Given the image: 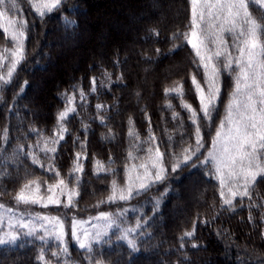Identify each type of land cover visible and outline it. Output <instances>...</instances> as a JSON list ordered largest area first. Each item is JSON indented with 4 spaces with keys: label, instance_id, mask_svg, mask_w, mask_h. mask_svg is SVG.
Masks as SVG:
<instances>
[{
    "label": "trees",
    "instance_id": "1",
    "mask_svg": "<svg viewBox=\"0 0 264 264\" xmlns=\"http://www.w3.org/2000/svg\"><path fill=\"white\" fill-rule=\"evenodd\" d=\"M34 2L0 3L5 14L0 18V75L6 76L13 59L4 50L16 46L10 31H3L5 24L15 28L9 21L23 22L24 31L23 59L7 84L0 81V236L18 235L16 242L0 245V264H264V176L249 196L232 197L229 189L243 191L244 183L233 186L225 180L221 188L218 165L206 160L222 121L225 127L240 67L245 68L241 30L228 31L225 13H218L219 20L205 14L201 22L197 9L198 47L205 62L211 57L207 72L215 66L220 87L207 118L192 83L195 76L207 93L206 69L185 38L192 31L191 0H61L43 16ZM246 3L254 18H264L256 0ZM257 41V58L264 64L260 32ZM229 59L231 67H225ZM178 86L182 94L172 91ZM183 104L196 110V123ZM69 107L74 111L61 121L60 113ZM197 127L202 147L173 171L185 148L195 151ZM156 149L163 154L164 179L134 191L130 199L109 201L113 181L126 188L131 178L135 190L140 183L136 177L145 171L140 165L156 171ZM59 180L66 187L50 192ZM30 181L36 183L26 195L43 201L53 195L61 202L50 212L63 210L82 219L76 229L81 239L101 214L112 223L103 230L108 235L89 251L64 229L60 244L55 238L60 228L44 217L14 216L17 212L9 206ZM71 191L78 195L69 205ZM224 198H231L232 205ZM128 228L135 229L128 237L136 240L138 251L118 239ZM29 230L34 235H26ZM189 231L194 234L185 236ZM63 247L66 254L52 255Z\"/></svg>",
    "mask_w": 264,
    "mask_h": 264
},
{
    "label": "snow or ice",
    "instance_id": "2",
    "mask_svg": "<svg viewBox=\"0 0 264 264\" xmlns=\"http://www.w3.org/2000/svg\"><path fill=\"white\" fill-rule=\"evenodd\" d=\"M193 8H192V31L189 34H186L185 38L188 39V43L192 45L194 49H196V55L200 57V60L206 69V80L205 83L208 85L207 93H205V89L201 86V84L197 81L196 77L192 78V83L195 85L199 101H200V112L203 113L204 117L210 118L212 108L215 104L216 98L219 95L220 87L217 83L218 81V70L215 66L212 67L211 73L207 72L209 67V63L211 61V57L208 58V62H205V57L201 55V52L198 47L197 38L198 34L196 29L199 28L201 25L197 22V9L199 8V20L202 22L204 20L205 14L209 18L219 20L220 15L218 13H225L224 15V23L231 24V27L228 31H233L237 27V20L242 18V24L240 25L241 31L240 35L246 37L242 41V45L239 49L241 58L247 55V68L252 69L253 64L255 63L256 57L258 53L255 51L258 45L257 43V33L260 32L264 35V18L261 20H257L252 16L249 12L248 4L246 0H191ZM256 2L264 8V0H256ZM0 3H3V0H0ZM61 4V0H35L33 3V7L35 11L40 15L43 16L45 13H51L55 9H57ZM14 6V5H13ZM4 13L0 12V18L4 17ZM9 25H15V30L11 33V40L16 43V47L12 50L5 49L4 51L10 52L12 62L8 67L6 76L0 75V81L4 84L9 82V79L13 76V73L16 69V65L20 63L23 59V40L21 39L24 37L23 31V22L19 24H15L14 21H9ZM223 30V29H222ZM5 33L8 32V28H3ZM199 43H203L200 41ZM217 57L221 56V52L217 51L215 53ZM3 58L0 57V60ZM235 63L239 66L240 60H236ZM232 61L229 59L228 63L225 67H231ZM0 67H3V64L0 63ZM260 68H264V64L259 65ZM253 75H255V79H253ZM264 73H254L250 74L244 67H240V73L236 78V86L235 91L232 94L233 99L229 102L227 106V116L226 119L230 125L227 130V133L223 132L224 129V122L222 121L219 125V128L216 132V136L213 139V146L216 147L217 145L223 143V152L221 154L220 159L218 160V165L225 164V161L230 162L226 166H230L233 169L239 166V171H231L229 173L230 176H240L244 179L243 184V191L232 190L229 189L231 196L235 197L237 195L244 197L249 196V190L254 186L257 181V178L260 176H264V157L260 156L258 153L259 149L264 150V108L257 109L256 104L257 101L253 99V97L258 94L261 99L259 103L264 105V80L261 79V76ZM243 81V84L241 83ZM94 83V82H93ZM243 90H247V103L243 104V111H241L240 102L236 99L239 94H242ZM172 91H176L182 94V86H178ZM84 93L81 92V97L83 98ZM72 98H69V104H71ZM97 107H101L97 105ZM189 112L192 113L193 123H196V116L197 112L192 108L189 104H183ZM74 111V108H67L64 112H61L59 115V119L62 121L66 118L68 112ZM66 131V129L61 126V132ZM200 128L197 127L196 129V149L195 151L190 152L191 146L189 148L184 149V158L183 161L178 162L177 164L173 165V171H175L179 166L180 163L187 164L192 157L196 155V152L199 151V148L202 147L201 138H200ZM63 139V135L60 136ZM231 144V147H229ZM51 151H55V148L50 149ZM79 158V154L77 159ZM207 159L216 160L217 157L214 153H210ZM163 154L156 149V158L152 161V168L156 169L153 173L149 171L147 165H140L141 168H144L143 176H137L136 179L140 181L138 188L134 190L131 178L127 183L126 188H121L118 186L116 181H113V190L112 194L108 197L109 201H114L117 198L120 200H127L132 197L135 192H139L140 190H145L150 187V184L164 179V168L162 166ZM245 161H247V165H245ZM34 163H37L34 159ZM202 161L201 163H203ZM239 162V165H238ZM196 165L193 164V167ZM77 170H81L79 166ZM221 169L218 166L217 172L220 173ZM59 175V173H57ZM154 177V179H150ZM148 182H145V181ZM36 181H30L29 184H25L24 187L17 193L16 199L18 203H43L44 198L37 196V195H26L25 190L29 189L30 184H35ZM221 188L225 186V180L223 175L221 174L220 177ZM61 185H65L63 180H59L56 185H50L49 191L52 192L55 188L60 187ZM35 193L39 192V185H37L36 189L34 190ZM78 195L75 191H71L68 193V204H72L73 196ZM221 197H224V193L221 192ZM47 201L49 203L59 204L61 201L58 198H54L53 195H49L47 197ZM224 203L226 205H232L231 198H224ZM45 206H47L45 204ZM2 207V206H0ZM44 219H48L50 223H55L59 226L60 231L55 234V238L59 241L60 244H64L63 239V225L60 223L59 219L56 217H45ZM100 219L108 220V214H101ZM83 222L74 221L72 225V236L75 238L79 244L81 249H88L89 251L92 250V243H101V237L108 235L107 231H100L97 230L95 237H90L87 231L84 233V239H81L77 236V225ZM114 223V222H113ZM140 225L137 224V227ZM21 228H27V224H20ZM108 227H112V223L108 224ZM134 228H128L123 230V233L118 237L120 240H124L127 242L129 249L132 251H138L137 242L135 239H129L128 233L134 232ZM26 235H34V232L29 230ZM194 233L189 231L185 232L184 235L191 237ZM18 239V235L16 233H5L4 236H0V245L5 244H12L16 242ZM40 239H44V237H40ZM183 247V245H181ZM196 247V245H193ZM60 252L67 253V247H63L59 249V252H53V256H58ZM39 259L44 260V256L41 255ZM50 264V262H49ZM97 264H101V262L97 261Z\"/></svg>",
    "mask_w": 264,
    "mask_h": 264
},
{
    "label": "rangeland",
    "instance_id": "3",
    "mask_svg": "<svg viewBox=\"0 0 264 264\" xmlns=\"http://www.w3.org/2000/svg\"><path fill=\"white\" fill-rule=\"evenodd\" d=\"M236 23H237V27L235 28V30H241L240 25L242 24V18L240 20H237ZM227 25H229L231 27V24H227ZM5 27H6V24H5ZM8 29H9L8 32L10 31V35H11L12 30L13 31L15 30L14 27H9ZM15 45H16V43H15ZM255 51H257V49ZM246 57H247V55H246ZM260 64L261 63L258 61V58L256 57L255 63L253 64V68L248 69L247 68V59L244 61V66L249 71L250 74H254L257 72L262 73L261 68L259 67ZM255 78H256L255 75H253V79H255ZM261 78H262V76H261ZM246 92H247V90H244V92L242 93L241 100H238L240 102V105H241V111L244 110L243 104L247 103V96H246V94H244ZM253 99H255L257 101V104H256L257 109L264 108V105L259 103V100L261 99V97H259L258 94H256L253 97ZM229 127H230V125L226 119V124H225V127L223 129V132L227 133V130ZM223 147H224V144L221 143L212 149L213 150L212 153H214L217 157V159L214 160L217 165H218V160L220 159L221 154L223 152ZM229 147H231V144H229ZM229 163L230 162L225 161V164L218 165L221 169V174L223 175L224 180H226V182L231 183V185H233V186L244 183L243 177L230 176L229 175V173L233 170L237 171V172L239 171V166L235 167L234 169L230 166H226ZM238 165H239V162H238ZM245 165H247V161H245ZM45 204L47 206H45ZM54 206H56V204L49 203L48 201H43V203H28V204L18 203L17 201H15V204L11 205L9 207L11 209L15 210V212H17L14 214V216L20 215L22 217L25 215H34L37 217H44V218L45 217H48V218L56 217V218H58L60 223L63 225L64 231L67 233V236L70 238V236L72 235L71 230H72L73 222L74 221L81 222L82 219H75V218L73 219L69 214L65 213L63 210L62 211L58 210L57 212H50L48 210V208L54 207ZM103 220L104 219H99V221H97V222L95 221L91 225H89V227L86 229V231L90 237H95L97 230H100V231L104 230V228L108 224V222L106 220H104V221H106V222H104Z\"/></svg>",
    "mask_w": 264,
    "mask_h": 264
}]
</instances>
